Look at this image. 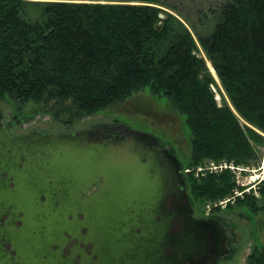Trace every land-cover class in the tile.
<instances>
[{"label":"trees","instance_id":"obj_1","mask_svg":"<svg viewBox=\"0 0 264 264\" xmlns=\"http://www.w3.org/2000/svg\"><path fill=\"white\" fill-rule=\"evenodd\" d=\"M156 3L161 1L0 0V98L33 100L38 111L68 99L62 107L69 119L145 87L183 116L190 140L183 166L210 157L243 166L264 161V0L221 1L213 27L196 37ZM104 123L112 132L115 125L119 133L137 129L123 120ZM183 172L190 198H217L243 187L227 166L197 176ZM255 190L243 189L226 204L264 210V176ZM246 261L264 264V242L249 249Z\"/></svg>","mask_w":264,"mask_h":264},{"label":"water","instance_id":"obj_2","mask_svg":"<svg viewBox=\"0 0 264 264\" xmlns=\"http://www.w3.org/2000/svg\"><path fill=\"white\" fill-rule=\"evenodd\" d=\"M159 15L163 12L159 11ZM202 55L218 82L211 61ZM227 103L235 111L229 100ZM128 133L119 138L84 126L50 133L33 130L15 134L0 124V214L5 212L12 220L22 219L19 225H1L0 229L18 230L27 239L23 244L39 233L47 238L38 245L29 243L19 247L17 252L21 256L13 253L14 259L21 264L32 261L40 264V259L46 262L43 254L49 255L53 239L58 238L64 227L74 229L69 214L78 225L83 222L88 226L87 237L94 245L116 251L119 262L142 264L146 260L145 252L149 251L152 258L166 243H170L171 252L187 253L188 257L197 247L205 245L206 219L192 213L188 193L184 192L183 202L175 208L164 202L168 192L165 165H169L171 158L163 159L160 155L169 154L176 160L178 157L166 146L152 144L155 135L149 131L131 129ZM79 211L82 216L78 215ZM160 211L166 221L164 237L150 221ZM180 212L191 219L190 224L173 239L168 224ZM135 226H140V231L129 234L127 230ZM125 249L132 252L130 258L123 256ZM228 251L226 245L225 252ZM4 252L8 257L10 253ZM183 257L179 259L182 261ZM153 263H158L157 259Z\"/></svg>","mask_w":264,"mask_h":264},{"label":"rangeland","instance_id":"obj_3","mask_svg":"<svg viewBox=\"0 0 264 264\" xmlns=\"http://www.w3.org/2000/svg\"><path fill=\"white\" fill-rule=\"evenodd\" d=\"M160 1L161 3L156 4L162 5L163 9L171 11L180 18L196 37V32H208L213 27L216 20L213 9L217 8L223 0ZM32 12V9L28 8V13L32 14ZM199 48V54H204L200 45ZM209 67L212 69L210 64ZM218 84L223 91L219 79ZM213 88L215 89L216 100L220 102V93L214 85ZM223 94L226 101L229 100L224 91ZM64 103H69V100L50 101L43 105L45 108L48 107L47 110L41 111L39 109L40 111H38L36 109L37 103L33 100L20 102L10 96H5L0 98V110L2 119L11 131H25L31 128L57 130L67 129L69 125L84 127L103 121L123 120L132 127L149 131L158 138H163L162 142L169 143V147L174 149L183 161H186L188 157L190 151L189 130L185 126L182 114L166 98L151 93L145 87L133 90L126 98L117 100L102 110L81 116H72L69 119H66L70 114L69 109L62 107ZM53 108H58L57 115L53 113ZM224 161L229 160L225 158L216 160L210 157L201 162H188L184 166L188 167L187 172L197 176L206 172L207 169L219 170L225 167H220ZM263 162L261 158L254 164L251 163L244 165L242 169L239 168L240 179H237L235 171L227 166L233 172L236 182L243 186L240 188L235 185L231 194L217 198L192 197L196 213L219 216L230 230L231 234L227 238V244L230 246L229 253L220 256L216 264H248L246 254L249 249L255 243L264 242V210L250 211L242 206L226 204L228 200L233 201L235 193L242 194L243 189L252 188L257 193L255 190L257 182L264 176ZM246 178L247 180H245Z\"/></svg>","mask_w":264,"mask_h":264},{"label":"flooded vegetation","instance_id":"obj_4","mask_svg":"<svg viewBox=\"0 0 264 264\" xmlns=\"http://www.w3.org/2000/svg\"><path fill=\"white\" fill-rule=\"evenodd\" d=\"M208 62V61H207ZM103 122L89 125L92 129H98L106 133H112L119 138H124L129 133L126 132H116L120 130L119 128L114 126L113 131L108 130V125L102 126ZM0 124H3L5 128L10 133H23V132H30L33 130H42L48 133L52 131H64V130H75L81 127H67V129H57V130H46L43 128H31L28 130L23 131H11L6 122L2 119V113L0 114ZM131 130V129H130ZM163 138H158L155 136L154 141L152 144L156 146H166L170 153H174L178 160L173 158L172 156L161 154V158H171L169 161V165H165L167 168L166 176L167 178V189L168 192L165 197V204L169 208H175L177 205H180L183 202V194L184 192L188 193L189 198V205L192 208V213L196 216H203L205 217L204 222V232L206 242L205 245L202 247H197L196 251L190 254V257L187 256V253H182L181 255L171 252L170 250V243H166L163 247H159L156 250V255L151 258L150 252H145L144 257L146 260L142 264H152L153 259H157L158 263L153 264H216L220 256L225 255V247L227 244V237H228V228L224 226V222L218 216L214 214H198L194 211V202L192 198H190L187 181L185 175L182 171V159L178 155V153L169 147V143L162 142ZM160 164H163L160 160H158ZM4 174V172L2 173ZM12 183V180H10ZM96 184V183H94ZM186 190V191H185ZM161 210V209H160ZM70 215L71 221L70 224H74V229L72 231L68 230L64 227L61 232L56 236L58 238L53 239V242L50 243L51 248L48 250L49 255L47 253L43 254L44 258H47L46 262H43L42 259L37 257L34 253H32L36 258L40 259V264H129L126 261L119 262L116 257V251L110 252V248L106 246H99L94 245L92 239L87 237L88 230L87 225L82 222V224L78 225L76 219L72 218ZM79 216H82V212H78ZM191 219H187L183 212H180L170 219V223L168 224V231L170 230L172 233V238L175 239L177 232L183 230L184 227H189ZM152 224H154L155 228L158 229L159 233L162 234L164 237L165 235V226L166 221L164 220L161 211L154 214V218L150 220ZM22 219L19 217L14 218L13 220L7 217L5 212L0 214V226L3 227L6 225H11L15 223L16 225L21 224ZM140 226H135L134 229H128L127 232L129 234H134V231H140ZM35 231L33 230L32 233ZM34 239H32L29 243H34L38 245L40 242L47 240L44 234L39 233L34 235ZM24 236L18 230L16 231H3L0 229V264H21V262L17 261L13 257V253H17L18 257L21 256L20 253L17 252V249L20 247H24L29 243L23 244ZM132 239L128 238V241ZM4 251H8L10 254L6 255ZM229 253V251H228ZM132 254V252H131ZM131 254L129 253L128 249H125L123 252V256L125 258H130ZM185 255V257H183ZM183 257L181 261L179 258ZM30 260V259H29ZM29 264H38L32 261Z\"/></svg>","mask_w":264,"mask_h":264},{"label":"built area","instance_id":"obj_5","mask_svg":"<svg viewBox=\"0 0 264 264\" xmlns=\"http://www.w3.org/2000/svg\"><path fill=\"white\" fill-rule=\"evenodd\" d=\"M222 166H229L232 170L235 171V176H237V179H240L239 178V174H238V169L239 168L242 169L243 165H241V164H234L232 161H224L220 167H222ZM187 169H188V167H185V166L182 167V170L187 171ZM213 169H217V168H213ZM245 180H247V178Z\"/></svg>","mask_w":264,"mask_h":264},{"label":"bare ground","instance_id":"obj_6","mask_svg":"<svg viewBox=\"0 0 264 264\" xmlns=\"http://www.w3.org/2000/svg\"><path fill=\"white\" fill-rule=\"evenodd\" d=\"M160 6V5H159ZM208 61V63L211 65V63L209 62V60H207ZM211 67H212V65H211ZM212 69H213V67H212ZM213 71H214V69H213ZM215 73V72H214ZM224 222V221H223ZM225 223V222H224ZM226 224V223H225Z\"/></svg>","mask_w":264,"mask_h":264}]
</instances>
